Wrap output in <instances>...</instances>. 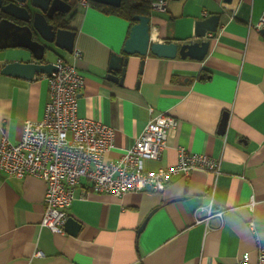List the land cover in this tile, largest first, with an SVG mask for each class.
<instances>
[{"label": "crops", "instance_id": "0c3cea01", "mask_svg": "<svg viewBox=\"0 0 264 264\" xmlns=\"http://www.w3.org/2000/svg\"><path fill=\"white\" fill-rule=\"evenodd\" d=\"M73 10L74 51L57 49L45 59L62 56L85 76L79 114L115 129L107 157L134 144L152 106L178 124L161 159L147 161L150 168L175 164L184 147L220 159L222 173H180L163 191L119 196L96 192L83 178L68 209L81 224L72 234L42 224L45 179L0 170V264H232L244 255L255 261L264 246V33L254 26L264 0H169L166 11L153 9V39L162 41L192 39L197 19L221 17L202 60L135 54L123 83L108 75H122L110 68L111 55L123 53L130 22L90 3L77 1ZM22 56L28 57L22 48L0 49V140L18 142L26 121L44 116L50 97L47 74L29 79L1 71L2 59ZM201 73L209 78L200 79ZM210 209L224 212L197 222Z\"/></svg>", "mask_w": 264, "mask_h": 264}, {"label": "built area", "instance_id": "2783aa9c", "mask_svg": "<svg viewBox=\"0 0 264 264\" xmlns=\"http://www.w3.org/2000/svg\"><path fill=\"white\" fill-rule=\"evenodd\" d=\"M89 5V0H77ZM169 0H153V9L166 11ZM207 14V13H206ZM262 31L264 15L254 26ZM213 32H208L207 37ZM77 57L81 50H75ZM56 70L49 76L50 97L44 116L29 119L24 125L18 142L7 137L0 140V170L8 175L24 177L34 175L47 182L45 213L42 224L55 233H66L65 222L68 209L75 198V190L83 178L90 181L96 192L122 195L145 189L163 191L171 177L188 175L194 170H206L217 175L222 173L221 160L206 153L188 151L181 147L175 164L150 168L147 161L161 159L168 145L170 130L178 120L167 112L153 114L134 144L118 157H107L114 146L115 129L92 117L79 114V92L85 84V76L76 64L58 56L54 61ZM205 218L222 215L210 209ZM199 217V216H198ZM255 228L254 222H250ZM43 255L42 251H37ZM232 264H264V246L259 247L255 261L248 255Z\"/></svg>", "mask_w": 264, "mask_h": 264}, {"label": "water", "instance_id": "95a60500", "mask_svg": "<svg viewBox=\"0 0 264 264\" xmlns=\"http://www.w3.org/2000/svg\"><path fill=\"white\" fill-rule=\"evenodd\" d=\"M101 3L119 6L122 0H96ZM232 0H224L231 4ZM73 5L66 0H0V49L12 47L22 48L28 57L7 61L1 68L3 73L32 79L37 73L51 76L56 70L53 61L45 59L48 52L55 53L57 49L72 53L75 49L76 31L71 27H56L53 20L58 13L68 14ZM221 15L213 13L195 21L194 37L184 42L154 40L152 34V17L135 15L137 20L131 27L129 37L123 47V53L113 52L110 68L121 70L118 77L112 73L108 78L123 83L128 71L130 57L138 54L146 56L149 52L158 56L192 57L202 60L209 52L211 40L208 32H215L220 23ZM264 33V28L262 29ZM143 60L141 63V68ZM228 119L226 113L223 118L222 130ZM81 224L72 216L65 222L66 232L76 234Z\"/></svg>", "mask_w": 264, "mask_h": 264}, {"label": "trees", "instance_id": "16d2710c", "mask_svg": "<svg viewBox=\"0 0 264 264\" xmlns=\"http://www.w3.org/2000/svg\"><path fill=\"white\" fill-rule=\"evenodd\" d=\"M69 1L73 8L77 4V0H66ZM153 0H122L119 6H113L105 3L98 2L96 0H89V3L92 7L106 13V14H114L120 17L127 19L130 22V30L134 23L137 22L135 20V15H147L151 16L154 14ZM76 14V10L71 11L68 14L58 13L53 20H50L56 27L64 26L68 27L70 21L74 18ZM129 30V34H130ZM200 79H208L209 76L207 74L201 73L199 76Z\"/></svg>", "mask_w": 264, "mask_h": 264}, {"label": "flooded vegetation", "instance_id": "af4514ba", "mask_svg": "<svg viewBox=\"0 0 264 264\" xmlns=\"http://www.w3.org/2000/svg\"><path fill=\"white\" fill-rule=\"evenodd\" d=\"M10 0H6V2H9Z\"/></svg>", "mask_w": 264, "mask_h": 264}]
</instances>
